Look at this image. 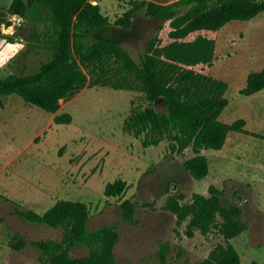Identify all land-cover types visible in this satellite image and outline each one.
<instances>
[{
    "label": "rangeland",
    "instance_id": "obj_1",
    "mask_svg": "<svg viewBox=\"0 0 264 264\" xmlns=\"http://www.w3.org/2000/svg\"><path fill=\"white\" fill-rule=\"evenodd\" d=\"M12 1L0 0V14L12 21L9 27L14 36L11 41H0L23 44V48L0 68V77L34 73L50 59L47 51L36 46L38 30L6 13ZM91 1L100 5L113 24L106 39L121 45L135 60L151 43L159 48L170 42L168 22L148 18L144 11L135 15L128 29L115 25L130 1L136 0ZM139 1L168 4L175 0ZM0 26L1 34L9 28L4 23ZM203 33L215 41L212 65L201 68L179 63L178 72L192 68L197 74L225 82L224 96L229 103L219 119L232 123L243 118L245 129L264 136V89L250 96L239 93L250 72L264 69V15L233 20L218 31ZM149 104L142 92L103 84H87L74 96L61 100L55 114L26 104L15 95L0 98V264L39 263L40 252L33 246L18 251L11 248L14 235L28 241H61L59 231L23 221L14 214L15 209L42 214L61 200L86 203L93 230L105 225L117 227L114 254L121 262L159 263L157 254L162 244L169 246L166 264L201 262L218 245L225 244L220 218L203 232L190 228L189 218L178 219L170 206L189 204L194 194L208 197L211 185L222 190L221 204L246 225L230 240L242 264H264V139L230 132L221 150L202 152L208 158L209 172L196 181L182 165L194 156L191 146L172 152L164 140L144 148L142 139L124 128L131 111L143 110ZM157 108L163 110L162 105ZM64 113L70 114L72 121L56 124L54 116ZM117 179L126 182V191L117 197L106 196V184ZM124 201L135 205L132 223L122 220ZM66 246L61 242L58 252ZM87 253L86 247L70 251L73 257Z\"/></svg>",
    "mask_w": 264,
    "mask_h": 264
},
{
    "label": "trees",
    "instance_id": "obj_2",
    "mask_svg": "<svg viewBox=\"0 0 264 264\" xmlns=\"http://www.w3.org/2000/svg\"><path fill=\"white\" fill-rule=\"evenodd\" d=\"M141 11L148 18L168 22L170 42L159 48L151 43L137 61L121 45L106 39L113 24L101 12L98 3L91 0H13L6 13L38 30L36 46L47 51L50 59L34 73L0 77V98L15 95L26 104L55 114L61 100L74 96L87 84L142 92L150 104L143 110L131 111L124 128L141 138L144 148L164 140H168V149L172 152L191 146L194 156L182 165L194 180H201L209 172L208 158L202 152L221 150L230 132L261 139L264 136L245 129L243 118L232 123L219 119L229 103L224 96L225 82L197 74L192 68L178 72L176 64L210 67L215 41L203 32L218 31L233 20L246 21L258 14L264 15V0H175L168 4L130 1V7L115 25L130 28L135 15ZM2 23L6 27L12 25L11 20L3 18V13L0 14ZM13 36L0 33V38L7 41ZM111 72L113 74L109 75ZM263 89L264 69L250 72L239 93L250 96ZM158 98L163 99V110L155 105ZM53 121L69 124L72 117L64 113L55 115ZM126 188V182L117 179L106 184L104 193L117 197ZM208 193V197L194 194L189 204L170 206L178 219L189 218L190 228L203 232L217 217L221 220L219 229L225 244L218 245L208 258L195 264H242L230 240L242 233L246 225L236 219L232 209L221 204L222 190L211 185ZM121 207L122 220L132 223L134 203L124 201ZM14 214L23 221L60 233V242L52 239L28 241L19 235L13 236L11 248L18 251L27 245L33 246L40 252L38 264H133L119 261L114 254L119 239L115 225L94 230L89 227L90 211L84 202L61 200L42 214L30 209H15ZM61 242L67 246L58 252ZM76 247H86L88 253L71 256L70 251ZM168 253L169 246L162 244L156 264H166Z\"/></svg>",
    "mask_w": 264,
    "mask_h": 264
},
{
    "label": "clouds",
    "instance_id": "obj_3",
    "mask_svg": "<svg viewBox=\"0 0 264 264\" xmlns=\"http://www.w3.org/2000/svg\"><path fill=\"white\" fill-rule=\"evenodd\" d=\"M3 29V26H0V30ZM5 35L14 34L13 28L9 27L4 30ZM0 68H3L4 65L12 59L20 50L23 48V44L12 43L8 44L5 41H0Z\"/></svg>",
    "mask_w": 264,
    "mask_h": 264
},
{
    "label": "water",
    "instance_id": "obj_4",
    "mask_svg": "<svg viewBox=\"0 0 264 264\" xmlns=\"http://www.w3.org/2000/svg\"><path fill=\"white\" fill-rule=\"evenodd\" d=\"M17 17V16H16ZM1 33V32H0ZM163 103V99L162 98H158L156 101H155V105L158 106V105H162ZM174 186L172 185L171 186V189H173ZM238 199H240V197H237Z\"/></svg>",
    "mask_w": 264,
    "mask_h": 264
}]
</instances>
